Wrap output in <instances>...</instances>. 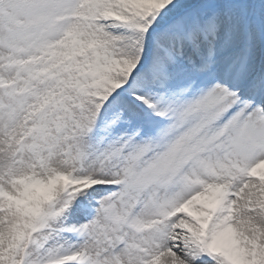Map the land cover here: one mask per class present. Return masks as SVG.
<instances>
[{"label": "snow or ice", "instance_id": "1", "mask_svg": "<svg viewBox=\"0 0 264 264\" xmlns=\"http://www.w3.org/2000/svg\"><path fill=\"white\" fill-rule=\"evenodd\" d=\"M0 264H264V0H0Z\"/></svg>", "mask_w": 264, "mask_h": 264}]
</instances>
